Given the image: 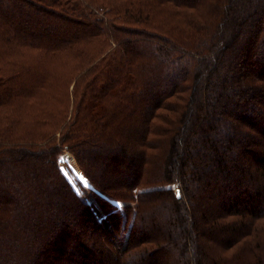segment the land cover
Listing matches in <instances>:
<instances>
[{
  "label": "trees",
  "instance_id": "1",
  "mask_svg": "<svg viewBox=\"0 0 264 264\" xmlns=\"http://www.w3.org/2000/svg\"><path fill=\"white\" fill-rule=\"evenodd\" d=\"M0 264H264V0H0Z\"/></svg>",
  "mask_w": 264,
  "mask_h": 264
},
{
  "label": "rangeland",
  "instance_id": "2",
  "mask_svg": "<svg viewBox=\"0 0 264 264\" xmlns=\"http://www.w3.org/2000/svg\"><path fill=\"white\" fill-rule=\"evenodd\" d=\"M62 71H64V69H62ZM69 90H71V87H70V89ZM61 100H58V99H56L55 98V96L54 95H51L50 97H49V101H48V110H50V111H54L55 109H56V106L59 104V103H61L60 102ZM62 104V103H61ZM74 105H72V104H70L69 105V107H68V111H67V118L65 119V120H69V119H72V111L74 110V107H73ZM64 111V110H63ZM25 124L26 125H32V123H31V121L30 120H27L26 122H25ZM59 136H60V134L59 133H57L56 134V138L57 139H59ZM58 143L60 144V150L61 151H63V162H61V164H62V167H63V169H64V171H65V173L68 175V177L70 178V180L73 182V177L71 176V175H69L68 173H69V170H68V168L69 169H71V170H73V172H74V174L78 177V178H80V180H83V178H82V176L80 175L81 174V172H80V170H78L77 169V163L75 162V157H74V151H73V149L72 148H70V147H67L62 141H61V143H60V141H58ZM76 163V164H75Z\"/></svg>",
  "mask_w": 264,
  "mask_h": 264
},
{
  "label": "water",
  "instance_id": "3",
  "mask_svg": "<svg viewBox=\"0 0 264 264\" xmlns=\"http://www.w3.org/2000/svg\"><path fill=\"white\" fill-rule=\"evenodd\" d=\"M177 192H176V195H177V198L180 196V190L178 189V187H177V190H176ZM179 194V195H178Z\"/></svg>",
  "mask_w": 264,
  "mask_h": 264
},
{
  "label": "snow or ice",
  "instance_id": "4",
  "mask_svg": "<svg viewBox=\"0 0 264 264\" xmlns=\"http://www.w3.org/2000/svg\"><path fill=\"white\" fill-rule=\"evenodd\" d=\"M179 195V194H178Z\"/></svg>",
  "mask_w": 264,
  "mask_h": 264
}]
</instances>
